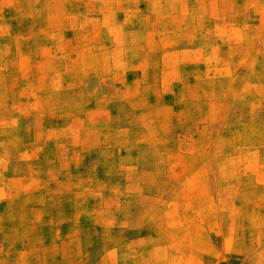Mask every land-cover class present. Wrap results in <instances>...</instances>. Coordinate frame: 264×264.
<instances>
[{"label":"rangeland","instance_id":"obj_1","mask_svg":"<svg viewBox=\"0 0 264 264\" xmlns=\"http://www.w3.org/2000/svg\"><path fill=\"white\" fill-rule=\"evenodd\" d=\"M0 264H264V0H0Z\"/></svg>","mask_w":264,"mask_h":264}]
</instances>
